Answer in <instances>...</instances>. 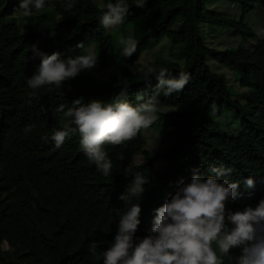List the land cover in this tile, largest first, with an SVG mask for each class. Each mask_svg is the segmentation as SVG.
<instances>
[{"label":"trees","instance_id":"16d2710c","mask_svg":"<svg viewBox=\"0 0 264 264\" xmlns=\"http://www.w3.org/2000/svg\"><path fill=\"white\" fill-rule=\"evenodd\" d=\"M230 1L243 15L255 6L264 8V0ZM20 2L0 0L1 264H21L10 260L11 252L1 248L3 241L15 251L28 249L39 264H103L102 253L114 242L120 215L129 207L119 197L137 173L148 181L142 197L132 200L142 209L137 242L150 234L154 210L171 199L179 181L190 182L194 171L206 178L215 175L210 171L213 167L232 169L225 178L240 186L237 199L227 205L231 211L255 207L264 199V38L253 49H212L200 36L199 21L228 24L242 39L254 34L241 21L203 17L207 0H142L143 7L135 6L137 0H126L130 10L125 21L135 25L123 32V38H132L137 51L125 58L123 47L99 22L106 9L93 0H45L40 12L33 9L30 17L22 15V29L10 17L22 12ZM110 2L115 0L106 4ZM162 38L181 45L183 63L160 60L150 66L157 73L167 69L170 78L187 73L189 81L182 92L164 96L156 88V75L149 71L126 72L116 82L91 84V92L104 103L120 99L135 107L155 98L157 108H175L157 115L168 129V146L162 154L152 155L145 148L142 132L119 146L104 145L112 162L111 174L104 177L83 153L76 126L56 111L60 105L66 111L84 93L79 75L59 89L32 90L27 80L42 59L34 55L32 45L45 55L59 53L61 59L86 55L93 45L99 65L109 67L132 63ZM209 60L237 72L239 84L251 89L242 95L244 103L233 98L226 77L212 71ZM215 102L240 117L236 135L213 122L209 111ZM64 125L72 130L56 148L51 136ZM135 155L142 156L138 164ZM157 159L164 162L159 169L153 165ZM247 178L254 179V187H245ZM213 248L223 264H234L231 253H220L215 242Z\"/></svg>","mask_w":264,"mask_h":264},{"label":"clouds","instance_id":"9594fccd","mask_svg":"<svg viewBox=\"0 0 264 264\" xmlns=\"http://www.w3.org/2000/svg\"><path fill=\"white\" fill-rule=\"evenodd\" d=\"M135 6L143 7L144 3L137 0ZM44 7L45 0H21L19 4L24 17H30L33 9L40 12ZM71 7L69 2L66 8ZM103 7L106 10L99 22L105 30L121 25L130 10L126 0H115ZM120 43L125 58L136 53L137 44L132 38L122 39ZM32 51L42 57L38 68L27 80L32 90L45 86L62 88L66 81L94 68L98 62L97 54L61 59L59 53L43 54L36 45H32ZM148 71L156 75V88L162 90L164 96L182 92L189 81V75L184 72L178 78H170L164 68L158 73L152 68ZM56 111L70 118L71 124L79 131L83 153L94 163L97 171L108 177L112 162L104 145L119 146L150 127L156 119L157 101L149 98L134 107L120 99L114 103L92 100L85 104L80 97L66 111L64 105ZM71 130L69 125H64L53 132L51 139L56 148L63 145ZM210 171L215 175L205 178L194 171L190 182L179 181L171 199L154 210L150 234L138 242L134 238L141 223L142 209L140 203H132V200L142 197L143 186L148 181L146 176L137 173L132 186L119 197L129 207L120 215L114 242L102 253L103 264H223L213 248L214 242L224 255L239 249L236 264H264V199L255 207L229 210L228 203L237 199L239 182H229L225 178L232 169L213 167ZM244 184L246 188H252L255 182L247 178Z\"/></svg>","mask_w":264,"mask_h":264},{"label":"rangeland","instance_id":"374dc122","mask_svg":"<svg viewBox=\"0 0 264 264\" xmlns=\"http://www.w3.org/2000/svg\"><path fill=\"white\" fill-rule=\"evenodd\" d=\"M108 0H93L99 7H103ZM22 12H13L10 17L14 18L16 23L22 29ZM203 17L207 19L221 18L229 21H241L245 23L253 32V36L242 39L236 33L232 26L228 24H217L209 20H202L198 22V29L204 44L212 49L225 50L244 46L253 49L258 40L264 38V8L255 6L253 11L249 14H242L239 6L230 0H207L205 10L202 12ZM134 22H124L115 28L108 29L107 32L111 33L117 41L118 47H123L120 41L126 40L123 38V32L134 27ZM94 54L93 45H89L86 49V54ZM160 60L167 62H176L182 64L181 58V45L173 43L170 39L162 38L148 46L143 52L139 54L136 60L132 63L119 62L116 65L104 67L97 62L96 66L90 70H84L79 74V81L83 85L84 93L80 96L83 97V103H88L92 100H100L99 97L91 92L93 89V81L99 82H116L126 72L131 73H145L151 68V63H157ZM212 71L222 74L226 77L228 87L232 92L233 98L240 103H244L243 94L251 91L250 88L243 87L239 84L238 74L234 70L228 69L220 63L209 60L208 61ZM79 97V98H80ZM78 99V98H77ZM171 107L157 108L155 113L156 119L153 124L147 129H142V135L145 139V148L152 155L162 154L168 146L166 137L168 129L165 121L158 119V113L162 115L174 110ZM210 116L213 122L221 129L230 135H236L240 130V117L233 110L226 108L220 102H215L210 107ZM142 160L141 155L134 156V162L140 163ZM154 167L159 169L164 165L162 159H157L153 163ZM3 250L11 252L10 260L17 261L21 264H39V260L29 254L28 249L22 248L14 250L6 241L1 243ZM239 249L231 251V258L236 264L235 258L239 255ZM1 264V263H0Z\"/></svg>","mask_w":264,"mask_h":264}]
</instances>
